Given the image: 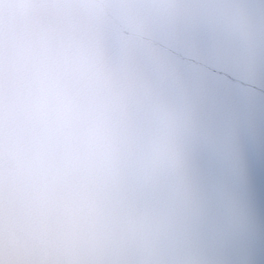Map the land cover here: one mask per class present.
<instances>
[{"label":"snow or ice","instance_id":"obj_1","mask_svg":"<svg viewBox=\"0 0 264 264\" xmlns=\"http://www.w3.org/2000/svg\"><path fill=\"white\" fill-rule=\"evenodd\" d=\"M249 15L0 0V264H264V0Z\"/></svg>","mask_w":264,"mask_h":264},{"label":"water","instance_id":"obj_2","mask_svg":"<svg viewBox=\"0 0 264 264\" xmlns=\"http://www.w3.org/2000/svg\"><path fill=\"white\" fill-rule=\"evenodd\" d=\"M225 8L231 6H239L246 10L249 15V20L253 17V13L259 8L261 0H213ZM206 28L208 31V39L211 43L226 46L231 38L229 21L226 18L210 17L205 21Z\"/></svg>","mask_w":264,"mask_h":264}]
</instances>
